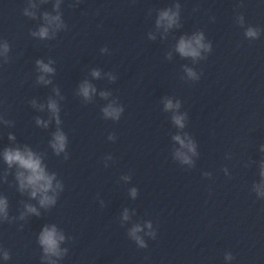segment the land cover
<instances>
[{
    "label": "clouds",
    "instance_id": "obj_1",
    "mask_svg": "<svg viewBox=\"0 0 264 264\" xmlns=\"http://www.w3.org/2000/svg\"><path fill=\"white\" fill-rule=\"evenodd\" d=\"M177 8H179V5H177ZM25 14L27 15L28 13ZM177 15H178L177 13L171 12V10L163 11L160 13V18L159 20H157V25H159L163 21H167V26L172 27L177 21ZM45 19H49V22H52V21H59L60 17L55 16L49 18L46 14ZM34 35H39L41 38H46L48 36V29L42 27L39 30V32L34 33ZM246 35L248 37L255 38L257 36V32L254 29L249 28L246 32ZM202 40H203L202 34L195 36L193 40H186L184 38H181L177 47V51L184 57H189V56L193 58L198 57L200 55L199 49L204 48L206 50H211V46L203 44L201 42ZM193 42L195 43V47L193 46ZM5 50L7 51V47L5 48ZM37 64L39 65L40 70L45 73H51L54 71L51 67H49L47 64H44L42 61L38 60ZM187 71L190 77L195 78V73H193L190 69ZM92 75L94 77H98L99 72L93 71ZM40 80L44 81V77L41 76ZM44 82L50 83V81H44ZM80 92L85 98H88L90 92H95V88H93L92 85H90L89 83L85 82L81 85ZM48 107L54 115H56L59 111L55 102L50 101ZM174 107L178 108L179 103L173 105L170 100L166 102L165 105L166 110L172 109ZM103 111L106 117L110 116L113 119L118 120L122 109L112 108L111 106H109L108 108H105ZM183 119L184 117L181 115H175L173 117L174 123L181 128H183L184 126ZM56 122L57 124L60 123L58 115H56ZM37 123H41V122L38 120ZM12 138L13 137H10V139ZM174 139L178 141L181 146L187 147L190 152L195 154V147L191 144V142L185 145L184 140L181 139L179 135L174 137ZM66 141H67V137L63 132L57 131L55 133L54 142L52 143V148L56 151L57 154H59L61 151L65 149ZM177 156L181 158L183 163H191L189 157L184 153L177 152ZM4 159L9 166L15 163L18 164L20 168L27 171L28 173L27 176L24 175V172L18 173V179L20 181V186L22 189L24 187H31L33 189L31 193L33 197L37 195V192L47 193L48 190L52 188V180L54 179V177L49 176L45 173L44 168L41 166L40 159L35 157L31 151L26 150L25 152H21L18 149L17 150L6 149L4 152ZM132 195L133 196L136 195V189H132ZM54 203H55V199L47 195H44L43 198L40 200V204L42 206L48 204H54ZM4 206H5V202L0 201V211L4 210ZM28 211L35 213L36 209L29 206ZM36 214L39 215V213ZM125 219H127V216H125ZM148 226L151 227V224H149ZM140 230L141 229L137 226L132 229L131 234L135 237V239L137 240V242L140 244L141 247H147V245L139 237L135 236V233ZM152 235L153 238H155V234ZM63 239H64L63 236H59V237L57 236L55 227L51 229L45 227L40 236V243L44 246V251L46 253L59 255L60 253L58 250V240H63ZM226 258L231 259V256L229 255ZM5 259H8L7 254H5Z\"/></svg>",
    "mask_w": 264,
    "mask_h": 264
}]
</instances>
